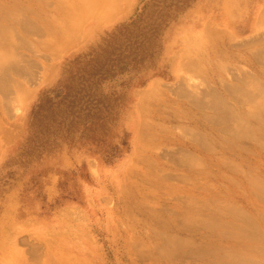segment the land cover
<instances>
[{"label": "rangeland", "instance_id": "374dc122", "mask_svg": "<svg viewBox=\"0 0 264 264\" xmlns=\"http://www.w3.org/2000/svg\"><path fill=\"white\" fill-rule=\"evenodd\" d=\"M171 2L0 0V264H264V0ZM116 29L150 54L95 86L105 125L36 133Z\"/></svg>", "mask_w": 264, "mask_h": 264}, {"label": "trees", "instance_id": "16d2710c", "mask_svg": "<svg viewBox=\"0 0 264 264\" xmlns=\"http://www.w3.org/2000/svg\"><path fill=\"white\" fill-rule=\"evenodd\" d=\"M187 2L188 0H172L166 6V17L171 10L175 11ZM146 6L147 4H144L142 10L121 28L133 30L139 27V22L142 21V16L147 9ZM165 22L166 19L152 20L150 26L153 32H156ZM120 29H116L110 34L98 50H95L87 59L78 64L72 74L64 79V82H60L55 89L41 95L30 114V127L36 128V133L41 121H43L47 132H42L44 135L53 133L51 128L57 124L56 129L60 130L62 136L66 138L75 132L74 129L78 127V123L83 127L81 132L92 134H95L98 129L105 125V120L112 113L114 104H110L105 99H95L93 95L97 93L98 89L95 86L104 82L110 73L113 75L114 73H121L129 65L132 69L138 68L145 62L146 55L150 54L148 46L144 45L143 40L138 42L135 39L131 42V38H129L127 44L135 45V50L140 51L139 57L136 58L135 53L129 61L121 62L119 58L109 59L111 54H116L115 51H119L116 54L117 57L122 53V50L120 51L121 44H118ZM131 45L128 48L129 55L132 54Z\"/></svg>", "mask_w": 264, "mask_h": 264}]
</instances>
